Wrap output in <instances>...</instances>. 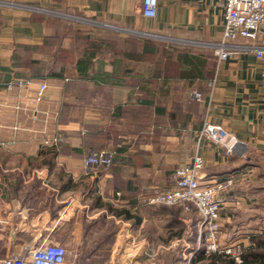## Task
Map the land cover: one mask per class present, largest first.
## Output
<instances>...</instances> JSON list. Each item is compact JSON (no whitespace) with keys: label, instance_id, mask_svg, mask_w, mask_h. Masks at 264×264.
Segmentation results:
<instances>
[{"label":"crops","instance_id":"obj_1","mask_svg":"<svg viewBox=\"0 0 264 264\" xmlns=\"http://www.w3.org/2000/svg\"><path fill=\"white\" fill-rule=\"evenodd\" d=\"M223 2L159 0L148 17L143 0H0L3 255L62 240L95 264H151L152 247H178L160 262L183 264L201 244L198 214L149 199L199 154L205 183L235 178L219 234L241 251L229 259L264 264V62L215 54ZM206 123L239 155L200 140ZM92 150L115 152L99 178L84 170ZM193 264H211L202 246Z\"/></svg>","mask_w":264,"mask_h":264},{"label":"built area","instance_id":"obj_2","mask_svg":"<svg viewBox=\"0 0 264 264\" xmlns=\"http://www.w3.org/2000/svg\"><path fill=\"white\" fill-rule=\"evenodd\" d=\"M159 0H143V13L154 17L157 14ZM224 34L222 41L215 47V54L225 60L235 51L248 50L264 62V0H224ZM243 40L244 43H238ZM264 76V73H263ZM47 90L46 84H41L37 94V101L43 99ZM193 98L203 101V94L195 92ZM200 140L220 143L226 156L239 155L237 146L239 141L229 135L222 127L206 123L199 133ZM58 140H55L57 142ZM245 152H242L244 154ZM240 154V155H242ZM115 160V152L108 150H92L84 158V169L87 174L97 177L100 172L111 168ZM205 161L199 154L192 161L177 168L173 184L165 190H155L149 199L154 207H178L186 212L196 211L200 230L201 244L182 256L183 264H193L196 252L204 248L207 255L217 252L233 256L240 260L241 251L234 246L222 245L219 234L222 228V209L227 202V192L235 183V178L223 180L215 179L205 183L203 170ZM4 225L0 222V264H74L70 260L73 253L62 244L48 240L34 248L25 247L19 253H1ZM203 244V245H202ZM178 247L160 249L158 255L168 254ZM179 251V249H178ZM152 249L150 251L151 255ZM156 253V254H157ZM164 255H167V254ZM76 259V255H73ZM152 258V257H151Z\"/></svg>","mask_w":264,"mask_h":264},{"label":"rangeland","instance_id":"obj_3","mask_svg":"<svg viewBox=\"0 0 264 264\" xmlns=\"http://www.w3.org/2000/svg\"><path fill=\"white\" fill-rule=\"evenodd\" d=\"M85 170V169H84ZM88 176H91V174H87ZM100 175H101V172L99 173V174H97V178H99L100 177ZM89 192H91V191H89ZM6 233L7 232H4V235L6 236ZM59 234V236H61V239L63 238V231H61V232H59L58 233ZM61 241V244H63V241L62 240H60ZM70 251H71V253H73V255H76L77 257H76V259H74V256L72 255V257L70 258V260L72 261V262H74V264H95L93 261H90V262H88V261H86V256L88 255V253L90 252V249L88 248V249H86V248H83V249H79L78 251L79 252H76V249H72V248H70V247H67ZM158 248H156V247H152V252H151V264H162L163 263V261H162V259L163 258H161V257H163L164 255H161V254H159L158 255ZM157 253V254H156ZM176 253V251H170V252H168V254L167 255H169L168 257H169V259H170V257L171 256H174V254ZM162 263H161V262Z\"/></svg>","mask_w":264,"mask_h":264},{"label":"trees","instance_id":"obj_4","mask_svg":"<svg viewBox=\"0 0 264 264\" xmlns=\"http://www.w3.org/2000/svg\"><path fill=\"white\" fill-rule=\"evenodd\" d=\"M157 52V47H155L154 42L148 41L145 44V50L144 53H152L155 54ZM80 62L78 61V66ZM211 257V264H233V261L229 259L228 255L222 254V253H212L210 254Z\"/></svg>","mask_w":264,"mask_h":264}]
</instances>
